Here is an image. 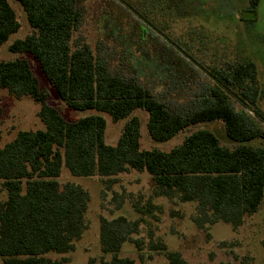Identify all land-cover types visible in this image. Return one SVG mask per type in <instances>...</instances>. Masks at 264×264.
<instances>
[{
	"label": "trees",
	"instance_id": "obj_1",
	"mask_svg": "<svg viewBox=\"0 0 264 264\" xmlns=\"http://www.w3.org/2000/svg\"><path fill=\"white\" fill-rule=\"evenodd\" d=\"M16 1L32 31L15 39L9 50L33 56L68 107L97 113L65 119L50 104L26 58H0V101L2 90L18 100L29 98L40 104L38 116L44 123V128L20 130L7 143L0 135V186L7 194L0 202V264L69 261L50 255L76 249L87 229L90 194L74 182L62 184L64 168L75 177H102L110 183L133 170L148 173L158 196L195 202L193 220L206 230L218 222L237 230L260 210L264 146L254 142L264 144V112L259 108L255 62H227L209 70L197 65L211 85L192 98L189 107L173 108L135 76L113 72L88 43L73 44L83 21L82 0ZM260 2L249 0L246 12L255 13ZM20 29L10 1L0 0V48ZM136 110L148 112V132L156 142H166L191 126L222 121L234 146L223 144L213 130L200 128L169 151L143 148ZM102 113L114 122L127 120L115 145L106 141ZM139 224L125 216L101 218V264H135L120 253L126 242L142 250L141 241L132 236ZM152 246L167 251L163 242ZM167 258L170 264H188L179 251H167Z\"/></svg>",
	"mask_w": 264,
	"mask_h": 264
},
{
	"label": "rangeland",
	"instance_id": "obj_2",
	"mask_svg": "<svg viewBox=\"0 0 264 264\" xmlns=\"http://www.w3.org/2000/svg\"><path fill=\"white\" fill-rule=\"evenodd\" d=\"M9 1L17 12L21 29L0 48V58H26L41 88L48 92L50 104L65 119L76 121L96 114L68 107L33 56L9 50L15 39L32 31L20 3ZM81 6L83 21L73 44L88 43L107 60L113 72L135 76L169 106L187 108L192 98L211 85L204 69L252 60L257 65L262 95L259 108L264 112V0L255 13L246 12L249 0H125V3L82 0ZM1 93L3 143L14 139L20 130L44 128L38 116L40 104L29 98L18 100L7 90ZM236 107L242 109L239 103ZM134 114L141 119L143 148L169 151L200 128L213 130L223 144L234 146L222 121L191 126L166 142H156L148 132V112L136 110ZM102 115L107 120L106 141L115 145L127 120L114 122L108 114ZM59 181L79 184L90 194L87 229L76 249L65 255H50L67 257L66 264H101L104 256L100 247L101 218L112 220L119 216L140 223L138 232L132 236L141 241L142 250L135 243L126 242L120 253L133 258L135 264H170L167 251L181 252L188 264H264V201L260 210L248 216L239 229L218 222L206 230L193 220L195 202L158 196L148 173L133 170L110 183L102 177H75L64 168ZM6 198L0 186V202ZM159 242L166 244L167 251L152 246Z\"/></svg>",
	"mask_w": 264,
	"mask_h": 264
}]
</instances>
